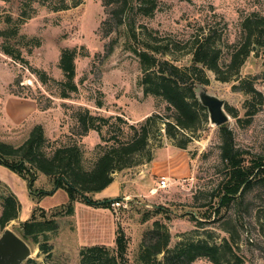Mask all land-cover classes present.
<instances>
[{
    "label": "rangeland",
    "instance_id": "1",
    "mask_svg": "<svg viewBox=\"0 0 264 264\" xmlns=\"http://www.w3.org/2000/svg\"><path fill=\"white\" fill-rule=\"evenodd\" d=\"M155 1L151 14L137 11L131 15L136 37L125 24L103 25L111 10L103 0H83L77 7L58 12L39 8L21 27L22 34L41 41L39 47L23 50L27 62L16 61L5 54L0 38V140L19 146L32 128L40 124L54 146L79 145L85 165H90L101 152L99 145L112 143L103 138L109 139L114 132L105 127L104 137L95 130L80 136L75 119L78 108H89L94 114L105 117L121 116L127 123L123 124L126 134L132 132L130 125H138L150 115L157 113L167 117L174 113L164 100L145 95L141 84L142 67L135 49L156 45L163 52L158 53L159 57L182 67L192 63L191 49L196 37L212 33L222 49L220 62L225 65L233 49L244 41L243 20L250 15L264 16V0ZM17 7L16 0L12 3L0 0V29L4 27L2 20L7 13L17 16ZM111 27V33L106 35ZM110 44L113 48L108 52ZM67 47L80 52L75 77L79 90L62 99L56 97L58 82L63 79L59 60L62 49ZM257 48H253L239 75L223 82L207 69L210 82L197 89L199 92L205 88L225 100L230 116L227 125L233 131L235 145L250 155H264V103L259 112L246 121L247 96L233 86L242 79H251L264 96V54L262 48L259 51ZM33 69L47 72L46 85ZM99 102L102 107L97 106ZM228 106L233 110L229 111ZM177 137L180 141L189 139L187 148L179 147L167 135L164 120L160 121L150 138L152 161L147 162V155L139 156V163L114 173L120 182L118 197H128V200L120 206L111 204L109 208L76 202L73 216L57 218L60 228L51 236V256L26 239L32 255L31 260L22 264H80L83 246L115 247L118 227L128 238V258L133 264L140 243L156 220L168 226L170 248L183 240L206 239L210 243L231 244L245 264H264V188L257 185L250 189L243 204L233 205L222 213L223 217L208 216L211 205L218 202L219 184L225 173L221 158L222 131L208 120L198 131H182ZM163 175L169 179V186L165 188L159 186ZM35 185L52 188L49 178L42 174ZM56 192L40 201L33 200L28 182L0 165V214L4 198L9 194H14L20 202L19 217L11 220L5 229L10 228L22 236L20 225L30 218L36 207L44 208L50 217L68 201L64 190ZM93 198L102 200L96 194ZM159 207L164 210L155 213ZM193 213L198 220L192 219ZM146 216L151 218L145 221ZM5 229H0V236ZM159 258L162 259L163 254ZM191 264L213 263L200 258Z\"/></svg>",
    "mask_w": 264,
    "mask_h": 264
},
{
    "label": "trees",
    "instance_id": "2",
    "mask_svg": "<svg viewBox=\"0 0 264 264\" xmlns=\"http://www.w3.org/2000/svg\"><path fill=\"white\" fill-rule=\"evenodd\" d=\"M13 2L15 0H1ZM18 13H7L2 20L4 27L0 29L2 51L16 61L27 62L23 50L31 51L41 45L36 37H28L21 33V27L33 18L39 8L47 7L58 12L79 6L83 0H16ZM132 3H131V2ZM103 0L109 11V19L116 27L125 24L136 37V28L131 15L137 11L151 14L156 6L155 0ZM138 4V5H137ZM245 33L244 41L233 49L230 60L222 65L220 60L222 49L215 35L209 33L196 37L192 45V63L179 66L168 59L158 56L163 53L158 46L148 45L146 49H135L142 67V81L145 95H153L168 103L173 110L167 117L160 114L148 116L138 125H130L131 133L124 132L123 124H127L121 116L105 117L94 114L89 108L80 107L75 113L80 136L87 135L91 130L102 136L104 128L114 134L103 140L112 142L111 145H99L100 154L90 165L83 161L84 153L77 144L54 146L47 138L42 125H35L28 138L19 146L0 140V165L15 172L28 182L33 200L40 201L43 197L53 195L57 190H64L68 195L66 204L58 207L51 216L42 207H36L27 220L20 225L22 237L30 240L42 253L51 256L53 245L51 236L59 231L57 218L73 216L76 202H83L94 207L109 208L114 201L121 198L94 199V195L109 187L115 180L114 173L132 167L138 162L139 156L147 155V162L153 157L149 148L153 128L160 122L166 123L167 135L175 140L181 148H187L189 139L180 141L177 135L182 131H198L209 120L208 110L199 100L197 89L199 85L209 84L206 70H212L217 79L228 82L233 76L240 74L241 67L256 46L262 48L264 54V16L250 15L242 22ZM112 27L107 31L110 34ZM170 45L167 47L169 48ZM111 44L108 52L112 50ZM171 52V51H169ZM80 52L77 48H64L61 51L59 68L63 79L58 83V98L67 99L71 93L78 92L75 81L76 59ZM109 54V53H108ZM107 54V56H108ZM86 55V54H85ZM39 75L43 84L48 83L49 75L42 70L33 69ZM264 78V72L262 74ZM19 85V81H17ZM234 90L243 92L246 115L250 121L256 115L264 96L256 89L254 80L242 79L233 86ZM102 107L101 102L97 104ZM49 107V106H48ZM46 108V107H45ZM229 111H232L229 106ZM237 116L236 114H233ZM223 143L221 158L224 165V177L219 184L218 202L211 205L208 216L223 217L233 205L243 204L246 193L259 185L264 188V155H250L248 151L236 147L233 131L227 123L220 126ZM50 149V150H49ZM45 175L52 183L51 189L36 187L39 175ZM0 214V229H5L11 220L19 217L20 202L14 194L4 198ZM163 208H156L155 213ZM40 212V213H38ZM193 220L197 216L191 214ZM146 216L144 220L150 219ZM171 234L168 226L160 220L154 221L139 245L133 264H191L197 259L207 258L213 264H245L244 259L234 251L231 244L220 245L210 243L206 239H187L180 241L170 248ZM116 245L110 247L104 244L83 246L80 249V264H130L128 258V238L125 231L118 227L116 230ZM163 254V258H159ZM227 254L231 255L227 257ZM31 260V259H30Z\"/></svg>",
    "mask_w": 264,
    "mask_h": 264
},
{
    "label": "water",
    "instance_id": "3",
    "mask_svg": "<svg viewBox=\"0 0 264 264\" xmlns=\"http://www.w3.org/2000/svg\"><path fill=\"white\" fill-rule=\"evenodd\" d=\"M200 102L208 110L212 125L222 126L228 123L230 116L225 100L210 94L205 88L197 92ZM32 250L28 242L14 230L6 228L0 236V264H22L30 259Z\"/></svg>",
    "mask_w": 264,
    "mask_h": 264
},
{
    "label": "crops",
    "instance_id": "4",
    "mask_svg": "<svg viewBox=\"0 0 264 264\" xmlns=\"http://www.w3.org/2000/svg\"><path fill=\"white\" fill-rule=\"evenodd\" d=\"M59 191L60 190H58L57 192ZM119 194H120V182L118 181V179H115L114 182L109 187H107L101 192L96 193V196L103 200L107 198H112V199L116 198L119 196Z\"/></svg>",
    "mask_w": 264,
    "mask_h": 264
},
{
    "label": "built area",
    "instance_id": "5",
    "mask_svg": "<svg viewBox=\"0 0 264 264\" xmlns=\"http://www.w3.org/2000/svg\"><path fill=\"white\" fill-rule=\"evenodd\" d=\"M159 186L161 188H165V187L169 186V179L166 176H161L160 181H159ZM127 198L128 197H124V198H122L120 200L114 201L112 203V206H120L122 202L128 200Z\"/></svg>",
    "mask_w": 264,
    "mask_h": 264
}]
</instances>
